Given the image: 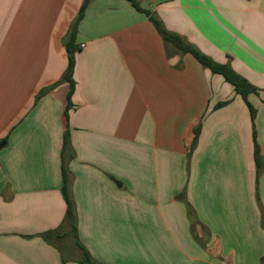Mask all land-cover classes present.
Returning <instances> with one entry per match:
<instances>
[{
	"label": "crops",
	"instance_id": "1",
	"mask_svg": "<svg viewBox=\"0 0 264 264\" xmlns=\"http://www.w3.org/2000/svg\"><path fill=\"white\" fill-rule=\"evenodd\" d=\"M137 1L259 89L254 122L129 0L86 8L67 120L68 85L50 87L84 0H0V264H88L64 222L67 128L78 240L94 261L264 264V0Z\"/></svg>",
	"mask_w": 264,
	"mask_h": 264
},
{
	"label": "trees",
	"instance_id": "2",
	"mask_svg": "<svg viewBox=\"0 0 264 264\" xmlns=\"http://www.w3.org/2000/svg\"><path fill=\"white\" fill-rule=\"evenodd\" d=\"M92 0H84L80 11L76 17V19L73 21L69 33L67 35V40L65 42V47L68 53V66L62 77L57 81L55 84H53L50 88H54L60 84L66 83L69 87L68 95H67V105L65 108V116L68 120L69 117V110L73 107L72 102V95L76 88V81L74 79V70L76 66V59L74 52L78 48L75 41H76V35L78 31V25L80 21L82 20L85 10L88 7ZM131 4L138 10L143 13H145L149 20L154 24L160 35L162 36L166 49L168 50V53L175 52V53H181V54H191L204 68H208L213 74H220L223 76V78L226 80V82L230 83L236 92L237 95H240L242 99L247 103L251 118L254 122L256 110L255 108L249 103L248 101V95L252 93H258V88L254 86L252 83H250L246 78H244L242 75L237 73L228 63H220L215 61L210 56L203 53L201 50H199L195 45L188 42L183 36L179 35L178 33H174L169 31L161 21V19L154 13L149 10L142 9L138 3L137 0H129ZM49 89V88H48ZM45 91H41L39 93V96H41ZM227 102L221 103L218 106H221L223 104H226ZM195 137L189 152V156L191 155V152L194 150L198 135L200 132V127L195 128ZM254 142H255V162L257 165L261 164V155L259 151L258 144L255 141V130H254ZM71 150L70 148V138H69V130L68 128L65 130L63 135V147H62V194L64 197V200L67 205L66 215L64 218V222L70 227L71 233L74 236L76 242L79 244V246L82 248L84 252L83 261L88 264H102L99 262H96L92 259L88 251L79 243L78 235H77V218H76V212H75V204L71 197L70 189H69V175L66 169V157L67 152ZM53 235L57 237L64 236V234H60L59 231L53 232H46L41 234V236L50 241V239L53 237ZM264 261V258H263Z\"/></svg>",
	"mask_w": 264,
	"mask_h": 264
},
{
	"label": "water",
	"instance_id": "3",
	"mask_svg": "<svg viewBox=\"0 0 264 264\" xmlns=\"http://www.w3.org/2000/svg\"><path fill=\"white\" fill-rule=\"evenodd\" d=\"M6 144V141H0V148H2Z\"/></svg>",
	"mask_w": 264,
	"mask_h": 264
}]
</instances>
